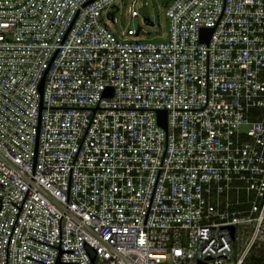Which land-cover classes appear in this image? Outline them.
Instances as JSON below:
<instances>
[{
	"label": "built area",
	"instance_id": "obj_1",
	"mask_svg": "<svg viewBox=\"0 0 264 264\" xmlns=\"http://www.w3.org/2000/svg\"><path fill=\"white\" fill-rule=\"evenodd\" d=\"M117 1L0 0V264H264V0Z\"/></svg>",
	"mask_w": 264,
	"mask_h": 264
},
{
	"label": "rangeland",
	"instance_id": "obj_2",
	"mask_svg": "<svg viewBox=\"0 0 264 264\" xmlns=\"http://www.w3.org/2000/svg\"><path fill=\"white\" fill-rule=\"evenodd\" d=\"M169 0H118L115 4L118 10L115 11V21H105L107 26L113 30H124L127 27L139 28V38H157L159 34L166 31L167 19L165 6ZM133 2L138 15L131 17L129 8ZM144 16L154 23L153 26L146 25Z\"/></svg>",
	"mask_w": 264,
	"mask_h": 264
},
{
	"label": "water",
	"instance_id": "obj_3",
	"mask_svg": "<svg viewBox=\"0 0 264 264\" xmlns=\"http://www.w3.org/2000/svg\"><path fill=\"white\" fill-rule=\"evenodd\" d=\"M0 185L2 186V184L0 183ZM27 190H28V188H27ZM27 190H26V193H27ZM26 193H25V195H26ZM25 195H24V198H25ZM24 198H23V200H24ZM23 200H22V202H21V205H22V203H23ZM11 202V201H10ZM14 204V203H13ZM0 205H1V196H0ZM15 205V204H14ZM21 205L20 206H17L18 207V213H19V211H20V208H21ZM16 206V205H15ZM18 213H17V215H16V218H17V216H18ZM16 218H15V221H16ZM61 218V217H60ZM60 218H59V221H58V225H59V245L56 247V246H54V247H56L57 249H58V253H57V256H56V259H55V261H54V263L53 264H78V262H61L59 259H60V255H61V252H73L72 250H70V249H61L60 248V238H61V235H60ZM15 221H14V223H13V226H14V224H15ZM13 226H12V229H13ZM12 229H11V231H12ZM11 231H10V234H11ZM231 231H232V227H231ZM10 234H9V237H10ZM9 237H8V241H7V246H6V261H5V264H7V247H8V242H9ZM31 238V237H30ZM32 239H34V238H32ZM36 240V239H35ZM39 241V240H38ZM40 242H42V241H40ZM82 242H83V247H84V243H87V242H85L84 240H82ZM44 243V242H43ZM47 244V243H46ZM88 244V243H87ZM48 245H50V244H48ZM89 245V244H88ZM52 246V245H51ZM90 246V245H89ZM91 247V246H90ZM91 248H93V247H91ZM85 249V248H84ZM94 249V248H93ZM86 251V250H85ZM86 253L88 254V252L86 251ZM95 255H96V250L94 249V257H95ZM26 256V255H25ZM88 256H89V254H88ZM27 257H29V256H27ZM94 257L93 258H90V261H91V264H94ZM29 258H31V257H29ZM32 259H34V258H32ZM35 260H37V259H35ZM39 261V260H38ZM40 262H42V261H40ZM43 263H45V262H43ZM46 264H48V263H46Z\"/></svg>",
	"mask_w": 264,
	"mask_h": 264
}]
</instances>
